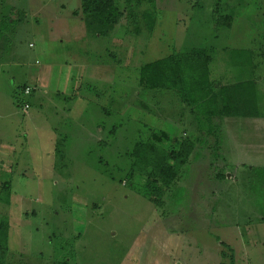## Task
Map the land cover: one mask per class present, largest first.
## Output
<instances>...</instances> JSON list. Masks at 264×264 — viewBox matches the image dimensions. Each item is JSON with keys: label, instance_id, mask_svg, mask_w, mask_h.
<instances>
[{"label": "rangeland", "instance_id": "374dc122", "mask_svg": "<svg viewBox=\"0 0 264 264\" xmlns=\"http://www.w3.org/2000/svg\"><path fill=\"white\" fill-rule=\"evenodd\" d=\"M82 1L0 0V264H264V0H116L107 37ZM187 44L212 49L220 86L257 80L262 117L215 118L210 133L174 92L142 93L140 67ZM162 131L198 144L155 205L131 170Z\"/></svg>", "mask_w": 264, "mask_h": 264}, {"label": "trees", "instance_id": "16d2710c", "mask_svg": "<svg viewBox=\"0 0 264 264\" xmlns=\"http://www.w3.org/2000/svg\"><path fill=\"white\" fill-rule=\"evenodd\" d=\"M138 3L147 0H138ZM155 0H149L154 2ZM82 10L89 17L88 28L97 32L99 37L110 36L114 28L123 17V12L116 0H83ZM217 16L222 13L217 9ZM226 15V14H223ZM222 16V15H221ZM232 20L230 14L223 16ZM150 30L154 29L155 18L150 11L144 14ZM218 24H225L219 17ZM9 21V20H8ZM15 21H13L14 23ZM230 25V24H228ZM231 26V25H230ZM218 27V25H217ZM187 40V39H186ZM171 55L163 57L151 63L142 65L139 69V86L142 93H159L160 90L172 91L190 108V112L196 116L199 127L209 126V132L213 133L215 124L213 119L219 118H259L258 112V81L253 79L241 81L231 85H221L212 78L211 63L213 51L206 47H194L189 45ZM232 62L240 68L254 69L253 54L249 50L230 51ZM253 67V68H252ZM257 82V83H256ZM32 87L25 86L23 92ZM34 91V89H33ZM203 132V131H202ZM153 141L139 142L133 150L135 162L132 166V174L147 178L145 189L149 200L155 205L163 204L162 198L166 195L170 186L179 177L182 168L188 163L191 155L197 149V140L192 138H173L169 133L162 131L153 134ZM170 139L180 140L179 147L174 152L164 149L161 142ZM178 140V141H179ZM11 184L4 183L7 189L5 202L10 204ZM8 219L0 222V259L8 252L9 243ZM226 256L227 253L223 252ZM233 255V253H232ZM232 264L234 257H231ZM57 264H70L62 261Z\"/></svg>", "mask_w": 264, "mask_h": 264}, {"label": "built area", "instance_id": "2783aa9c", "mask_svg": "<svg viewBox=\"0 0 264 264\" xmlns=\"http://www.w3.org/2000/svg\"><path fill=\"white\" fill-rule=\"evenodd\" d=\"M25 93H26L27 95H29V94H30V90L27 89ZM26 108H28V106H26Z\"/></svg>", "mask_w": 264, "mask_h": 264}, {"label": "crops", "instance_id": "0c3cea01", "mask_svg": "<svg viewBox=\"0 0 264 264\" xmlns=\"http://www.w3.org/2000/svg\"><path fill=\"white\" fill-rule=\"evenodd\" d=\"M259 118H261V117H259ZM259 118H251V119H259Z\"/></svg>", "mask_w": 264, "mask_h": 264}]
</instances>
